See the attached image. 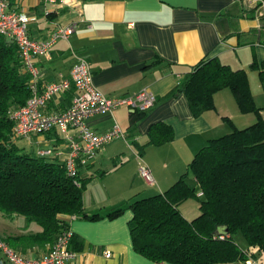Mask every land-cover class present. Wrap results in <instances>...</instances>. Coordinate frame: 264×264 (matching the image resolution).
I'll use <instances>...</instances> for the list:
<instances>
[{"label": "crops", "instance_id": "0c3cea01", "mask_svg": "<svg viewBox=\"0 0 264 264\" xmlns=\"http://www.w3.org/2000/svg\"><path fill=\"white\" fill-rule=\"evenodd\" d=\"M8 2L10 9L36 17L30 22L28 31L38 40L47 39L60 25L78 23L69 38L57 40L46 54L33 58L39 69L40 88L68 77L73 64L85 58L90 64L94 85L107 96L133 94L143 88L157 96L155 105L144 112L121 106L88 118L90 127L96 132H104L117 123L126 137L109 141L90 162L80 165L82 175L89 177L83 193L88 216L61 215L74 232L72 247L77 252L76 263L173 264L154 261L134 249L129 228L133 216L130 208L117 217L108 214L130 200L164 192L187 172L188 163L209 139L257 120L256 112L240 111L230 88L216 92L215 108L199 116L192 114L184 93H172L191 67L201 60L217 57L233 69H244L252 98L264 119V17L257 16L256 2ZM75 92L74 87L64 90L46 109L55 111L68 107ZM161 121L173 127L174 138L162 144L148 143L149 128ZM75 133L76 129H70L69 134ZM22 139L26 140L22 147L27 150L50 148L52 157L64 162L70 155L69 138L58 126ZM142 162L151 168L154 184L139 173ZM186 180L197 185L190 171ZM199 187L196 188L198 194L202 193ZM179 208L187 219L200 214V202L195 198L183 201ZM94 214L101 217L91 219ZM239 242L250 257L259 258L261 251L257 247H248L242 237ZM47 246H36L33 252L42 253ZM232 264H245V261Z\"/></svg>", "mask_w": 264, "mask_h": 264}, {"label": "trees", "instance_id": "16d2710c", "mask_svg": "<svg viewBox=\"0 0 264 264\" xmlns=\"http://www.w3.org/2000/svg\"><path fill=\"white\" fill-rule=\"evenodd\" d=\"M22 56L14 39L0 34V212L24 215L40 226L36 232L13 236L21 242L19 245L10 237L0 236L11 247L31 253L36 246L52 243L69 226L61 215L88 216L83 193L89 177L82 175L80 165L71 175L64 161L17 144L11 112L33 95L31 74ZM219 60L208 57L192 66L172 93H184L192 114L199 116L215 108L216 92L230 88L240 111L256 112L257 120L209 139L188 163L187 172L164 192L130 200L108 214L117 217L130 208L133 247L157 262L245 261L249 252L241 246L239 237L264 254V119L252 98L246 71ZM147 135V142L154 144L175 136L173 127L164 121L152 124ZM188 171L202 194H198L197 185L186 180ZM190 198L200 202V214L193 219H187L179 208Z\"/></svg>", "mask_w": 264, "mask_h": 264}, {"label": "built area", "instance_id": "2783aa9c", "mask_svg": "<svg viewBox=\"0 0 264 264\" xmlns=\"http://www.w3.org/2000/svg\"><path fill=\"white\" fill-rule=\"evenodd\" d=\"M49 2H69L70 0H48ZM256 2V14L264 17V0ZM35 16L26 12L10 9L8 0H0V34L16 41L25 60L26 68L31 74L33 95L27 102L13 110V132L16 138H28L32 133L49 131L55 126L69 138L70 155L65 163L71 175L77 173L79 165H85L96 155V152L115 138L126 137V133L116 123L104 132H96L88 118L97 113L112 112L125 106L133 111L151 109L157 96L148 88H143L133 94L109 97L100 91L93 83L89 61L79 58L72 66L70 75L38 86L39 69L33 58L46 54L59 39H67L76 30L78 23L73 21L64 26L56 27L47 39L38 40L30 36L29 24ZM71 87L76 89L71 104L62 109L48 111L49 103L61 92ZM70 129H76L75 134H69ZM41 155L52 153V149L38 150ZM139 173L150 183H155L151 168L144 162L139 165ZM202 194V193H200ZM74 217H76L74 215ZM73 217V218H74ZM74 232L70 226L62 229L55 239L42 253H23L11 247L0 236V264H77V252L72 247ZM107 255H110L108 252ZM245 264H264V254L259 258L248 257Z\"/></svg>", "mask_w": 264, "mask_h": 264}, {"label": "rangeland", "instance_id": "374dc122", "mask_svg": "<svg viewBox=\"0 0 264 264\" xmlns=\"http://www.w3.org/2000/svg\"><path fill=\"white\" fill-rule=\"evenodd\" d=\"M17 144L21 147L25 145L26 140L22 138L16 139ZM40 229V226L35 221H29L24 215L16 214L6 216L0 212V235L3 237H10L13 243L21 244L20 241L12 238L15 235L28 234L33 230Z\"/></svg>", "mask_w": 264, "mask_h": 264}, {"label": "water", "instance_id": "95a60500", "mask_svg": "<svg viewBox=\"0 0 264 264\" xmlns=\"http://www.w3.org/2000/svg\"><path fill=\"white\" fill-rule=\"evenodd\" d=\"M224 231L225 232H227L228 231V228H226V226H225V228H224ZM220 232H217V234H219Z\"/></svg>", "mask_w": 264, "mask_h": 264}]
</instances>
